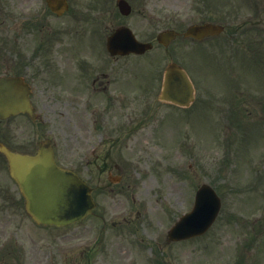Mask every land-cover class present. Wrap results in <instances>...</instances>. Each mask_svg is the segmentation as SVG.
Returning a JSON list of instances; mask_svg holds the SVG:
<instances>
[{
    "label": "rangeland",
    "instance_id": "rangeland-1",
    "mask_svg": "<svg viewBox=\"0 0 264 264\" xmlns=\"http://www.w3.org/2000/svg\"><path fill=\"white\" fill-rule=\"evenodd\" d=\"M128 1L132 4L135 12L127 19V22L130 26L136 27L137 33L139 35L141 34L143 37L154 35L157 30L170 26V21L168 19L179 21L180 18H184V24L199 22L202 16L207 15L209 8L197 0ZM218 1L222 4L218 7L220 11L214 8V6L211 7L213 18L216 21L221 20L222 23H228L230 12H228L223 5H228L233 0ZM104 2L103 0L101 1L102 4H104ZM110 2L112 4L115 0H110ZM76 7H78L77 2L73 1V9L70 13H72ZM74 14L79 13H72V15ZM106 17L108 18L107 20H109L107 22L108 28L115 27V25L119 23L118 18L114 19L109 13ZM104 33H108V30H105L102 34ZM28 42L31 43V41ZM217 45V42H214L209 47L214 48ZM192 48L197 49V46H190V49ZM183 49L184 51H189L188 47H183ZM180 50L181 48L177 45L173 47L174 54ZM209 50L211 49L207 48L201 50L205 51L201 56L204 57L209 67L214 66L210 71L217 72L219 68H222L226 72V75H229L230 80L231 77H233L235 83H238L239 88H243V91L247 93L253 85L251 83L261 86L258 78L260 74L255 72L251 65H244L242 60L235 56H231L232 64L230 63V56L228 60L224 62L226 55L220 57V63L223 65H211L209 55L211 54L210 52L214 51ZM162 54L163 52L160 49H155L154 52L148 55V58H152L153 62L155 59L158 60V56ZM240 54L241 53H238L237 55ZM199 59L201 60V57ZM157 63L152 65H157ZM212 75L213 73L209 74V76ZM213 77L220 82L219 74H214ZM209 81L212 85L216 82L213 79H209ZM222 83L227 84L228 81L223 78ZM220 94L223 103H225L224 100L226 99L229 102L228 105L226 103V105L223 104L224 106L230 109L232 104L233 108H235V100L238 99V95H236L233 89L231 93L229 85H227L226 88H220ZM217 100H219V98H217ZM206 106L215 109V107L209 103H207ZM209 108H207V111ZM213 111L216 112L212 114L207 112L198 113L196 110L194 111V109L188 112H180L183 115L187 114L190 120L193 119V122L190 121L189 124H182L179 121L173 124V133L169 134L172 142L175 143L177 138L182 136V133H186V140L184 139L182 142L188 144L190 150L193 151V154H191L193 159H189V162L187 161L185 165V156H179L184 155L182 150V152L171 151L167 154V147H165L166 150L157 147V151H152L148 148V145L145 147V143L140 139V136H138L137 142L131 144L128 150L118 147L114 149V153L118 156V159L122 157L123 152H125L124 164L128 157L135 158L137 162V148L141 149V154L146 156L140 161V167L142 169L141 176L138 177L137 180L131 181V184L134 183V185H136L132 193L137 197V213L140 215H134L132 219L137 221L138 238L139 241H145L148 254L153 247L151 244L155 242L152 239L163 233L161 227L166 228L170 220L175 218H171L174 212L179 214L180 211L185 208L190 209L192 207L195 191L200 185L208 183L217 187L219 193L223 197L224 207L221 216L211 232L203 238L176 246L174 250L175 252L179 250L177 256L180 259L172 261L171 263L167 261L168 264H201L207 260L212 261V259L220 260L222 264H232L230 261L234 258L233 256L241 255L246 249L249 243L248 238H251L254 232L257 234L261 230L264 231V173L259 174L261 168L257 170L251 165L252 156L264 155V131L252 136L251 132H249V128L246 127L248 124L247 118H233V113L231 112H223V114L220 115L221 113L217 112L218 109ZM178 113L179 111L176 114ZM170 115L171 112L168 113L169 118ZM201 117H204V120ZM198 118H200V121L197 123ZM178 126L183 132L174 130L177 129ZM65 129L71 131V127L68 125H65ZM165 134H168L167 128H165ZM84 136H86V134H84ZM81 138L83 137H79L78 139L80 140ZM130 138L132 141L133 135L130 136ZM191 138H196L197 140H192ZM144 139L155 141L156 137H145ZM125 143H127V141H125ZM234 148H236L235 151ZM198 151H200L199 154ZM65 152L66 151L61 148L62 159L67 158V152ZM163 159H171L169 165L174 167L176 164L179 167V161L183 162L181 165H184L186 169L188 166H191L188 172L185 173L186 176H184V179H187L186 183L181 180L177 181L175 176H169L164 171V168L159 166L160 160L163 161ZM157 167L160 169V172H158ZM129 183L128 180H125L122 185L115 186L114 189H125ZM132 193L130 192L129 194ZM99 200L101 204L100 211L105 212V216L111 212L122 209L124 206H128L126 202V200H128L127 197L123 199L121 204L113 202V198L111 197L102 199L99 196ZM133 200L135 201V198H133ZM92 220L98 221L97 219L91 218L87 222H92ZM18 223H20L22 228V235H20V237L26 238L28 241H33L32 255L37 258L36 260L39 263L44 256V249L41 246L42 243L45 241L47 243L54 242L60 231L55 229H44L43 233L33 231L30 229L31 224L28 218L24 215H20L19 212L9 211V213H0V240L3 237L6 238L10 236L11 232L8 230V227H10L9 225H16ZM26 228H28V231H26ZM263 231L258 235L259 237L262 235ZM127 241L130 243L127 242L126 245L131 247V243L134 240L128 238ZM149 243L151 244L149 245ZM155 249L156 248H152V252L155 251ZM260 250V261L261 264H264V246L260 248ZM209 253L214 257L211 256L207 258L205 254ZM148 254L145 252V256L148 257ZM32 255L30 254V258ZM229 256L230 261H226Z\"/></svg>",
    "mask_w": 264,
    "mask_h": 264
},
{
    "label": "water",
    "instance_id": "water-1",
    "mask_svg": "<svg viewBox=\"0 0 264 264\" xmlns=\"http://www.w3.org/2000/svg\"><path fill=\"white\" fill-rule=\"evenodd\" d=\"M172 69L168 72L169 77ZM8 86L10 89L8 92L14 94L13 89L16 87L11 89L12 86L9 83H0V88ZM10 98L11 95L0 93L1 111L8 112L16 108L14 104H11ZM9 156L12 174L20 183L21 189L29 201H33L29 212L37 222L60 226L79 220L85 215L79 211L84 199H80L78 196L83 195H77L74 190L69 189V180L75 179L74 175L63 172L54 166L51 156L48 159L43 156L34 159L11 154ZM19 163L20 165H18ZM38 165L42 171L40 176L37 174ZM205 189L207 188H203L200 196V205L210 198L209 190ZM199 215L197 214L196 217H200Z\"/></svg>",
    "mask_w": 264,
    "mask_h": 264
},
{
    "label": "flooded vegetation",
    "instance_id": "flooded-vegetation-1",
    "mask_svg": "<svg viewBox=\"0 0 264 264\" xmlns=\"http://www.w3.org/2000/svg\"><path fill=\"white\" fill-rule=\"evenodd\" d=\"M95 83H97L98 86H99L101 89L106 90V84H107V83H106L103 79H100L99 77H97L96 80H95ZM108 96H109V94H108Z\"/></svg>",
    "mask_w": 264,
    "mask_h": 264
}]
</instances>
